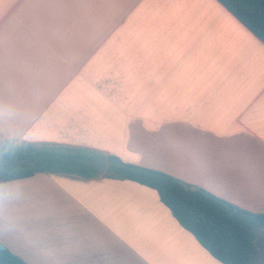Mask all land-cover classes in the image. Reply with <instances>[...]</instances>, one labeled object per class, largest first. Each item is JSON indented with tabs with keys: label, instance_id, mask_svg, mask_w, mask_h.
I'll list each match as a JSON object with an SVG mask.
<instances>
[{
	"label": "crops",
	"instance_id": "0c3cea01",
	"mask_svg": "<svg viewBox=\"0 0 264 264\" xmlns=\"http://www.w3.org/2000/svg\"><path fill=\"white\" fill-rule=\"evenodd\" d=\"M0 144L109 156L264 214V45L216 0H0ZM25 264H224L140 184L2 183Z\"/></svg>",
	"mask_w": 264,
	"mask_h": 264
},
{
	"label": "trees",
	"instance_id": "16d2710c",
	"mask_svg": "<svg viewBox=\"0 0 264 264\" xmlns=\"http://www.w3.org/2000/svg\"><path fill=\"white\" fill-rule=\"evenodd\" d=\"M264 45V0H216ZM83 153L54 148L0 144V184L54 173L130 181L157 192L173 217L220 262L251 264L253 241L264 227V214L239 209L210 193L161 172L109 156L101 173L79 158ZM0 264H25L0 243Z\"/></svg>",
	"mask_w": 264,
	"mask_h": 264
},
{
	"label": "water",
	"instance_id": "95a60500",
	"mask_svg": "<svg viewBox=\"0 0 264 264\" xmlns=\"http://www.w3.org/2000/svg\"><path fill=\"white\" fill-rule=\"evenodd\" d=\"M80 161L92 165L97 171L104 173L107 170V165L97 160L90 158H79ZM251 264H264V227L259 228L256 238L253 241V253Z\"/></svg>",
	"mask_w": 264,
	"mask_h": 264
},
{
	"label": "clouds",
	"instance_id": "9594fccd",
	"mask_svg": "<svg viewBox=\"0 0 264 264\" xmlns=\"http://www.w3.org/2000/svg\"><path fill=\"white\" fill-rule=\"evenodd\" d=\"M12 192L8 191L4 188V186H0V201H3L5 199H11L12 198Z\"/></svg>",
	"mask_w": 264,
	"mask_h": 264
}]
</instances>
